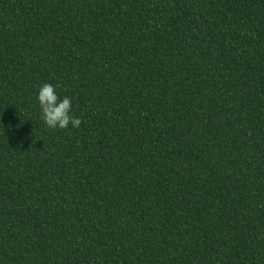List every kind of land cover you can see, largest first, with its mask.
Wrapping results in <instances>:
<instances>
[{
	"label": "trees",
	"instance_id": "1",
	"mask_svg": "<svg viewBox=\"0 0 264 264\" xmlns=\"http://www.w3.org/2000/svg\"><path fill=\"white\" fill-rule=\"evenodd\" d=\"M0 264H264V0H0Z\"/></svg>",
	"mask_w": 264,
	"mask_h": 264
},
{
	"label": "clouds",
	"instance_id": "2",
	"mask_svg": "<svg viewBox=\"0 0 264 264\" xmlns=\"http://www.w3.org/2000/svg\"><path fill=\"white\" fill-rule=\"evenodd\" d=\"M36 101L40 109V119L46 127L67 129L69 125L73 128L80 126V118L71 113L70 98L67 96L60 97L53 84H41L36 92Z\"/></svg>",
	"mask_w": 264,
	"mask_h": 264
}]
</instances>
